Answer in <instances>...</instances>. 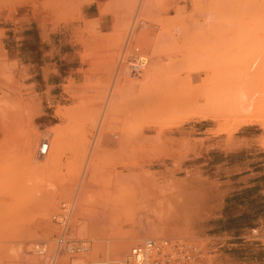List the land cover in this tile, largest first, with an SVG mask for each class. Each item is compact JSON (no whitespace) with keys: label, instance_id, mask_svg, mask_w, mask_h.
Masks as SVG:
<instances>
[{"label":"rangeland","instance_id":"obj_1","mask_svg":"<svg viewBox=\"0 0 264 264\" xmlns=\"http://www.w3.org/2000/svg\"><path fill=\"white\" fill-rule=\"evenodd\" d=\"M86 1L92 0H0V146L20 137L35 166L29 190L10 189L16 177L0 182V208L16 215L32 200L42 203L43 188L49 192L27 237L0 240V264H48L57 229L51 217L62 202L73 204L69 235L89 240L91 249L61 253L56 264L120 260L147 236L191 239L197 264H264V0H114L119 26L110 51L79 62ZM91 22L89 35H107L93 29L97 19ZM132 46L147 58L134 76L122 60ZM148 83L160 100L137 105ZM131 94L136 103L127 101ZM127 130L140 136L126 156L130 184L105 192L109 219L93 220L98 229L91 230L88 214L97 212L101 192L78 189L91 143L83 144L63 189L53 180L42 184L43 156L57 152L58 136ZM42 140L49 147L40 156ZM34 243L46 244L47 255H37Z\"/></svg>","mask_w":264,"mask_h":264},{"label":"crops","instance_id":"obj_2","mask_svg":"<svg viewBox=\"0 0 264 264\" xmlns=\"http://www.w3.org/2000/svg\"><path fill=\"white\" fill-rule=\"evenodd\" d=\"M117 4L118 2L114 0H100L99 3L96 0H92L81 3L80 13L82 22L79 25L85 30L83 33L85 39L77 42L78 47L76 51L79 62L88 61V58L86 59V55L88 54H97L99 57H104L110 51L111 43L109 36L113 35V31L119 26L117 15L120 8L116 6ZM102 9H104L103 12ZM95 19L98 20V23L93 29H98L100 32L107 34L106 36L93 37L88 34L87 31L90 29L91 21ZM105 19H109V22L104 26ZM16 45L19 44L16 43ZM64 54L67 53L65 52ZM150 77L151 75L149 74L147 78L150 79ZM96 138V135L58 136V140H56L58 143L57 152L50 154L48 157L44 155L43 160L45 163L38 171V175L43 180L42 184L45 181L53 180L58 189L66 188L68 174L71 173L70 170L79 166L78 155L82 153L83 144L91 143L88 147L87 157L78 181V188H85L81 189L83 192L90 190L101 192L97 193L94 200L97 212L92 211L88 214L87 222L91 230L98 229L93 224V220L100 219L101 217H103L101 219L107 220L110 213L109 208L112 207V204L107 200L108 197L105 192L111 188L115 190L128 188L130 184V166L127 165L129 159L127 160L128 157L126 156H129L131 149H136L131 145V143H135L131 141L135 137L129 135H99V140ZM10 139L3 141L9 145L0 146V182L3 183L4 178L7 177L11 179L16 177V181L7 183L11 185L10 189L29 190L30 183L28 180L33 175L31 173L35 171V166L27 160L25 152L22 151L24 140L18 136H12ZM124 139L127 140L124 141ZM93 145H96L94 147H97V149H94ZM92 147L97 151H92ZM94 152L95 154L97 153V156L99 154L97 159H95ZM86 165H89L87 166L89 170ZM94 165L95 167L93 168L92 166ZM43 190L42 203H36L35 200H32L26 206H23L21 210H18L16 215L13 213L12 208L2 207L1 205V241L23 239L29 235L31 230L33 231L35 211L46 210L45 200L48 198L49 192L46 188H43ZM6 248V243L2 244V254H7Z\"/></svg>","mask_w":264,"mask_h":264},{"label":"built area","instance_id":"obj_3","mask_svg":"<svg viewBox=\"0 0 264 264\" xmlns=\"http://www.w3.org/2000/svg\"><path fill=\"white\" fill-rule=\"evenodd\" d=\"M123 59L127 63L129 72L133 75H138L147 63L145 54L138 46H132L131 50L124 48ZM48 147L47 140L40 141L37 148L38 155L46 154ZM72 210V203L62 202L60 211L51 217L57 229L53 240V251L48 255V264H56L60 252L68 254L69 257H76L91 249L89 240L69 235ZM32 249L37 255H47L44 243H34ZM199 253L197 244L188 238L147 236L133 242L120 260L98 258L91 261L90 264H197ZM75 264L80 263L76 262Z\"/></svg>","mask_w":264,"mask_h":264},{"label":"bare ground","instance_id":"obj_4","mask_svg":"<svg viewBox=\"0 0 264 264\" xmlns=\"http://www.w3.org/2000/svg\"><path fill=\"white\" fill-rule=\"evenodd\" d=\"M141 2H142V1H141ZM139 3H140V2H139ZM140 4H141V5L138 7V8H139V11L141 10V12H142V11L144 12V5H145V4H144V1H143V3H140ZM261 8H262V7H261ZM139 21H140V20H139ZM139 23H140V22H139ZM141 23H142V21H141ZM130 24H131V23H130ZM142 24H143V23H142ZM132 25H133V24H132ZM131 27H132V26H131ZM132 28H133V27H132ZM130 35H131V34H130ZM125 43H126V41H125ZM127 43H128V41H127ZM124 45H125V44H124ZM124 45H123V46H124ZM125 46L127 47V45H125ZM125 46H124V47H125ZM119 58H120V57H119ZM142 70H143V69H142ZM147 73H148V74H147ZM147 73H146L147 75L145 76L146 78L149 76V72H147ZM130 75H131V76H134L132 73H130ZM150 78L152 79V77H150ZM147 80L149 81L150 79L147 78L146 81H147ZM115 81H116V80H115ZM146 81H144V84H145ZM155 81H157V80H155ZM150 82H151V81H150ZM150 82H149V83H150ZM149 83H148L147 85H143V87H142V88H143L142 90H146V91H144L145 93H142V92H141V95H142V94L144 95V96H142V98H139V97H140V94H139V93H138L139 95L136 94V93L134 94V95H136V96L138 95L137 97H135L133 94H131L130 96H128V100H127V101H129V104H130V103L133 104L132 101L134 100V97H135V99L137 100V103H138L137 105L141 104L142 102H143L142 104H144V103H145V104H147V103H150V104H151V101L154 100L155 98H158V99L160 100V98H159L160 96L158 95V93H156V94H157L159 97H158V96H157V97L155 96V92L152 91V90H153L152 87H151V89H152L151 91L148 90V88H149ZM151 83H152V82H151ZM151 83H150V84H151ZM161 83H162V82H161ZM128 84H129V83H128ZM160 85H161V84H160ZM144 86H145V87H144ZM144 88H145V89H144ZM155 91L157 92L158 90H155ZM159 91H160V90H159ZM114 92H115V91H114ZM120 92H121V91H120ZM153 93H154V95H153ZM114 94H115V96H114ZM114 94H113V96H112V99H115L114 97H116V96L118 95V93H117V95H116V93H114ZM119 95H120V94H119ZM132 95H133V99L131 98ZM153 96H155V98H154ZM172 97H173V96H172ZM172 97H171V99L174 100V98H172ZM130 98H131V102H130ZM137 98H139V99H141V100L139 101ZM161 98H162V97H161ZM186 98H187V96H186ZM167 99H169V98H165V100H164V98H162V100H164V101H166ZM187 99H188V98H187ZM187 99H186V100H187ZM159 100H155L154 102H157V101H159ZM179 100H180V99H179ZM111 101H112V102H111V104H112V105H111L112 108H113V107H116V106H113V105L116 104V103L113 104L114 100H111ZM124 101H125V100H124ZM164 101H163V102H164ZM187 101H188V100H187ZM154 102H152V103H154ZM159 102H160V101H159ZM185 102H186V101L184 100V103H185ZM188 102H189V101H188ZM134 103H136L135 100H134ZM116 105H117V104H116ZM119 105H120V104H119ZM126 106H128V105L126 104ZM105 108H106V107H105ZM107 108H108V109H107L106 111L108 112V111H109V107H108V105H107ZM127 108H129V109H128V112H130V113L132 112V113H133V110L130 111V110H131L130 107H127ZM114 110H115V109H114ZM118 110H120V109L118 108ZM122 110H123V109H122ZM125 111H126V110H125ZM107 112H106V113H107ZM117 112L119 113V111H117ZM205 112H206V111H205ZM108 113H109V112H108ZM120 113H121V112H120ZM134 113H135V116L133 115V118H135V117L138 115V114L136 113V111H134ZM206 113H207V112H206ZM206 113L204 114L205 116H206ZM126 114H129V113H126ZM108 115H111V114H108ZM119 115H121V114H119ZM113 116H114V115H113ZM124 117H125V116H124ZM102 118H103V117H102ZM112 118H113V117H112ZM112 118H111V119H112ZM113 121H114V120H113ZM101 124H102V123H101ZM103 125H104V124H102V126H103ZM99 126H100V127H99ZM99 126H98V127H99L98 130H99V129L102 130V129L104 128V126H103V128H101L102 126L100 125V123H99ZM107 126H108V125H107ZM127 128H128V127H127ZM113 129H114V128H113ZM108 130L111 131V129H108ZM108 130H107V131H108ZM116 130H117V129H116ZM125 130H126V129H125ZM119 131H120V130H119ZM122 131H123V130H122ZM127 131H128L127 134L129 135V130H127ZM100 133H101V132H100ZM100 133H98V134L101 135ZM119 133H120V132H119ZM123 134H126V132H122V133H121V135H123ZM99 135H96V136H97L96 139H98V140H99V138H98ZM132 135H133V137H136V138L139 137L138 139H135V138H134V140H139V139H140V136H139L138 134H136L137 136H135L134 133H132ZM96 139H95V140H96ZM118 139H119V138H118ZM141 139H142V138H141ZM119 140H120V139H119ZM125 140H127V139H124V141H125ZM134 140L131 139V141H133V142H138V141H134ZM142 140H143V139H142ZM96 145H98V144H96ZM96 145H93V147L96 146ZM93 147L91 148L92 151H97V150H94L95 148L97 149V147H94V149H93ZM120 149H121V148H120ZM131 150H132V149H131ZM90 151H91V150H90ZM100 152H101V151H100ZM91 156H92V158H93L92 153H91ZM94 156H95V159H97V158L99 157V154H98V156H97V153L95 154V152H94ZM90 159H91V158H90ZM95 161H96V160H95ZM91 164H93V162H91ZM87 166H89V165H86V167H87ZM92 167L94 168L95 165L92 166ZM87 169L89 170L88 167H87ZM94 170H95V169H94ZM85 171H86V170H85ZM86 172H87V171H86ZM89 172H90V171H89ZM83 173L85 174L84 171H83ZM91 173H92V172H91ZM81 180H82V179H81ZM87 180H88V178H87ZM81 183H82V182H81ZM80 185H81V184H80ZM85 185H86V184H85ZM81 186H82V185H81ZM78 189H79V188H78ZM81 189H85V188L83 187V188H81ZM79 191H80V189H79ZM84 191H85V190H84ZM79 193H80V192H79ZM79 193H78V194H79ZM76 197H77V196H76ZM76 197H75V199H77ZM135 240H136V239H135ZM52 242H53V241H52ZM98 247H99V246H98ZM100 247H101V246H100ZM96 249H97V248H96ZM102 249H103V247H102ZM99 250H100V248H99ZM99 250H98V251H99ZM107 250H108V249H107ZM104 251H105V250H104ZM104 251H102L101 253H104ZM107 253H109V252H107ZM107 253L104 254V257H105V255H108ZM97 254H99V253L97 252ZM101 255H102V254H101ZM58 256H61V252L58 254ZM91 256H92V255H91ZM91 256H90V257H91ZM106 257H107V256H106Z\"/></svg>","mask_w":264,"mask_h":264}]
</instances>
